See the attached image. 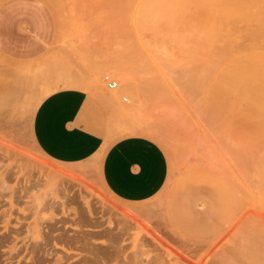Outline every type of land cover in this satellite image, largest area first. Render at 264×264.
Returning <instances> with one entry per match:
<instances>
[{
    "label": "rangeland",
    "instance_id": "rangeland-1",
    "mask_svg": "<svg viewBox=\"0 0 264 264\" xmlns=\"http://www.w3.org/2000/svg\"><path fill=\"white\" fill-rule=\"evenodd\" d=\"M44 1L53 8L57 27L47 54L27 63L0 54V181L6 177L15 194L22 188L19 208H29L21 212L25 229L35 221L37 207L40 223L56 214L75 218L71 208L77 205L68 204L65 211L61 203L76 198L82 207L88 203L99 215L121 216L130 224L125 255L131 258L140 256L145 234L155 248L151 255L191 256L195 247L193 264H264V0ZM130 63L154 85L152 91L138 100L126 89L107 101L103 95L126 86ZM38 68L45 73L35 74ZM65 72L98 88L61 84L88 93L89 126L105 136L98 154L74 163L48 157L30 131L37 100L64 82ZM105 75L118 87L109 88ZM120 120L132 129H119ZM127 136L155 145L164 163L159 190L137 201L115 196L99 173L106 147ZM216 188L227 198L219 231L195 235L175 224L170 214L181 191L197 211L216 218L207 200ZM55 189L58 207L50 211L43 205ZM7 192L11 207L15 197ZM17 209L14 201L13 216ZM123 211L137 219L127 220Z\"/></svg>",
    "mask_w": 264,
    "mask_h": 264
},
{
    "label": "crops",
    "instance_id": "crops-1",
    "mask_svg": "<svg viewBox=\"0 0 264 264\" xmlns=\"http://www.w3.org/2000/svg\"><path fill=\"white\" fill-rule=\"evenodd\" d=\"M52 9L44 0L0 1V54L6 60L19 63L46 55L57 28ZM21 71L34 72V69ZM87 103L88 93L74 87L58 88L44 96L31 118L30 131L36 146L48 157L63 163L83 161L98 154L105 144V136L89 126ZM99 173L115 196L137 201L159 190L164 163L155 145L143 138L127 136L106 147ZM225 199L226 195L217 188L209 192L207 200L215 218L210 212L197 211L181 191L170 215L182 230L209 235L221 229Z\"/></svg>",
    "mask_w": 264,
    "mask_h": 264
},
{
    "label": "bare ground",
    "instance_id": "bare-ground-1",
    "mask_svg": "<svg viewBox=\"0 0 264 264\" xmlns=\"http://www.w3.org/2000/svg\"><path fill=\"white\" fill-rule=\"evenodd\" d=\"M159 53L160 52H158V56L160 55ZM151 55L149 54V56ZM156 56L157 55H155V57ZM151 60H153V58ZM133 63H130L131 64L130 70H128L127 73H126L127 71L126 68H125L126 71L124 70L125 71L124 73L126 74H125V80L123 81H125L126 86L123 84L122 86H120L119 89H117L109 97L106 95H103L107 101H109L108 98H110L111 101L113 100L115 101L116 96H118L119 98V95H120L119 93L122 90H126V89L131 90L133 94H135L134 96L137 97L138 100H139L138 97L141 96L145 90L152 91L154 85L150 82L147 84L146 80L143 79L144 75L142 77L143 79V82H142V79L140 78L141 75L139 76L137 72V68L139 67L133 66ZM135 64L136 63H134V65ZM45 71L46 69L42 70L39 68L34 73L37 75L38 74L43 75ZM65 74H66L65 81L60 82L59 84L51 85L48 88V91L46 92L45 96L48 93L50 94V92L53 90L62 88L63 86L61 84L68 85V86H79L80 85L83 88H86L91 91L98 89L95 85L85 81L86 78L83 80L82 78L77 77V75L68 74L66 72ZM194 74L195 73L193 72L191 76ZM117 87H118V83H117V86L114 88H117ZM115 93H118V94H116L115 96ZM42 98L43 97L37 100L35 104L36 106L38 105V103L40 102ZM127 120L129 121L130 119H126V121ZM122 121L124 122L125 120H122ZM132 122H135V121H132ZM122 123L120 120L117 127L118 128L120 127L121 129L122 128L128 129L130 125H132V123H130L129 125L126 122L125 125L126 126L129 125V127H125V126L122 127L123 125ZM133 125L135 126V124ZM130 128L132 129V126ZM51 178H52L51 176L47 177L48 182H49V179ZM6 179H7L6 177H3L2 180L0 181V195L5 194L4 196L2 195L3 197H5L6 194L8 193L7 191L10 190L12 192L10 194V198L15 197V193H13L14 188L13 186H9L7 184V181L9 180L6 181ZM26 179H27L26 180L27 183L26 185H24V187L29 186L31 177L28 175ZM54 192L56 193V189ZM49 194L50 195L47 196L49 198L46 199V202L43 205V208H47V210L51 211L52 210L51 208L55 209L56 207H58L56 205L57 201L55 200V198H58V195L56 193L55 197L53 198L51 197V193ZM35 195L37 197L36 199L37 203H39L41 196L37 194ZM18 199H16V201L15 199L11 200L10 201L11 207L1 209L0 211V222H1L0 229H2L0 230V264H185V263L193 264L190 260L191 259L190 257L194 256L195 253L193 252L196 251L195 247L194 249H191L190 246L187 247V249L189 250L191 249L189 251L191 256L184 255V257L183 256L181 257L178 253L177 255L171 252H167V253L165 252L167 256H164L163 255L164 253L157 254V255H151L152 249H155V248H150L151 247L150 244L147 243L148 241H146L147 238L146 237L144 238L145 234L144 236L142 234L141 235L142 238L139 239V242H141L139 243L141 245L140 256H137L136 258H133V257L131 258L130 256L125 255V252H126L125 242H126V239L130 237V234H131L130 233L131 227L129 226L130 224L128 222L123 221V217L121 216L109 217V215L107 216L105 214L106 212L99 215L97 210L95 208L90 207V204H88L87 202H86L87 208L82 207L80 203L76 200V198H72L67 203L66 202L61 203V208L65 211L68 210V204L74 203L75 205H77L76 206L77 210L74 207L71 208L76 211L75 218L71 220H69V217L58 218L59 215L56 214V215H53L52 218L50 216L49 221H47V223H43V222L40 223L39 221L40 218H38L39 217L38 210H40V208L37 207L36 208L37 211L34 212V214L36 213V216L34 219L35 221H33V223L32 222L28 223L25 229L24 224L20 221V219H22L23 217H18L19 215L13 216L14 214H13L12 209L14 207V201L17 203ZM28 209H29L28 207L27 208L18 207V210L23 213L26 212ZM65 211H64V214H65ZM123 214L127 217L126 218L127 220L137 219L134 213L123 211ZM12 217L14 219L13 222H12ZM105 222L108 224L107 226H104ZM68 227H70V230L68 229ZM141 227L143 230L147 231V235H150V231H148V229H144L145 228L144 225H141ZM71 230L73 232H71ZM157 237L159 236L155 235V238ZM74 258H77V259L74 260Z\"/></svg>",
    "mask_w": 264,
    "mask_h": 264
},
{
    "label": "flooded vegetation",
    "instance_id": "flooded-vegetation-1",
    "mask_svg": "<svg viewBox=\"0 0 264 264\" xmlns=\"http://www.w3.org/2000/svg\"><path fill=\"white\" fill-rule=\"evenodd\" d=\"M5 191V190H4ZM16 191V194H15V201H16V199H18L17 200V203H16V209L18 208V207H20V206H22L23 205V193H22V188H18L17 190H15ZM3 196L5 195V194H2ZM2 195H0V211H1V209H4V208H6V207H8V200H7V197L5 196V197H3ZM17 197V198H16ZM17 211V214L16 215H19V216H23L22 215V213L21 212H19L18 211V209L16 210ZM20 221L23 223V221H24V219L22 218V219H20ZM13 222V221H12ZM18 223V222H17ZM17 223H15V224H17ZM0 224H1V222H0ZM0 230H2V229H0Z\"/></svg>",
    "mask_w": 264,
    "mask_h": 264
},
{
    "label": "built area",
    "instance_id": "built-area-1",
    "mask_svg": "<svg viewBox=\"0 0 264 264\" xmlns=\"http://www.w3.org/2000/svg\"><path fill=\"white\" fill-rule=\"evenodd\" d=\"M104 79L109 88H114L117 86L118 81L114 78H111L109 75H105Z\"/></svg>",
    "mask_w": 264,
    "mask_h": 264
}]
</instances>
